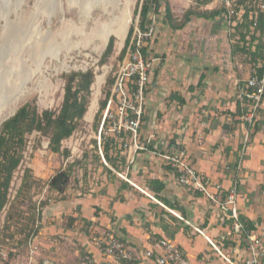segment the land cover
<instances>
[{"label": "crops", "instance_id": "crops-1", "mask_svg": "<svg viewBox=\"0 0 264 264\" xmlns=\"http://www.w3.org/2000/svg\"><path fill=\"white\" fill-rule=\"evenodd\" d=\"M168 1L172 18L176 9L184 7L183 24L172 30L182 33L176 47L184 53L193 49L194 58L171 63L169 72H162L148 93L137 138L144 150L133 154L125 148L124 144L133 143L128 133L105 137L112 146V161L105 159L108 166L100 154L89 156L88 170L77 167L64 197L57 195V200L42 207L41 227L33 241L39 261L78 264L91 256L94 264H156L146 253L154 249L155 238H165L178 245L193 264H222L206 238L179 216L226 251L232 244L244 253L245 242L233 233L232 222L222 224L214 203L181 186L162 159L161 155L179 147L211 185L222 187L223 200L238 184L241 219L264 239V98L252 125L246 122L248 110H238L241 87L264 60L255 57L263 49L264 37L251 27L243 39L215 0H196L199 9L190 16L187 12L196 4L194 0ZM219 11V15L212 14ZM161 29L158 26V32ZM247 134L249 143L243 153ZM118 174L127 175L133 185ZM102 233L123 241L133 260L118 261L98 250L91 237ZM20 261L18 257L11 262Z\"/></svg>", "mask_w": 264, "mask_h": 264}, {"label": "rangeland", "instance_id": "rangeland-1", "mask_svg": "<svg viewBox=\"0 0 264 264\" xmlns=\"http://www.w3.org/2000/svg\"><path fill=\"white\" fill-rule=\"evenodd\" d=\"M50 1L51 3L54 2V0L53 2L52 0H49V2ZM144 2L145 0L136 1L133 7V20L129 31L134 28L137 21L140 22L139 14ZM147 2L150 3L151 9L160 6L159 8L162 11L158 10V12H154L151 10V14L147 21L150 22L154 14L156 15L157 24L155 36L157 37L155 38V42H150L147 48V59L153 62V69L150 72V81L147 86L148 90L143 106L142 122L147 106V95L158 82V78L162 72H169L171 63L178 62V64H180L185 61H192V58H194L193 49L184 53V50L182 48L179 49L175 44L182 33L173 31L175 29L172 27H179L183 24L184 18L182 19V16L184 15V7L181 6L179 9H176L174 18H172V21H169L166 17L165 3L163 0H148ZM197 2L198 1L194 0L196 4L191 5V11H198L199 4H197ZM110 4L107 12H104L103 9L98 6L94 10L92 18L85 20L81 17L82 10L79 8L80 6L78 4L70 6V0H60V8H56V13L53 12L52 9L46 8V0H0V43L3 41L2 36L5 30H8L14 22L19 23L22 28H26L25 30L27 32L33 34L39 32L41 29L48 30L51 32L50 38L52 37L51 39L64 47V49L61 47L62 50L59 61L47 57L42 63L41 71L24 84V88L22 87L23 91L14 95V99L9 102V106L3 108V112L9 114L2 124L12 118L17 111L27 103H31L35 106L40 113L44 111L59 113L64 101L67 76L73 73H82L92 70L96 80V76L103 72L104 67L107 66L110 68L102 89L99 107L93 121L89 122L85 119L86 115L84 116L78 123L74 134L69 139L63 141L61 155L51 151L50 133L48 135H43L34 132L27 136L23 160L14 173L11 183L9 203L4 210L0 212V242L7 247L10 261L16 258L18 259V257H21V260H23L22 262L26 261L25 257L28 254L29 240L36 237L41 227L42 207L51 200L54 201L59 198L49 192L48 183L50 179L64 167L68 169L72 161H74V165L76 166L75 169H72V172H75V174L71 172L72 178L74 179L77 176L78 166L81 167V170L87 171L89 156L95 155V153L99 155L98 137L105 111L104 106L111 96L118 64L123 62L126 57V55L122 57L121 54L130 38L128 31L123 48L117 52L116 47L118 40L115 36H111L109 42L111 38L115 40L112 54L109 56L106 54L109 42L102 53L99 51L96 52L95 48H100L102 45V41L96 37L100 30L99 28H101L102 24H108L111 21L112 13L115 11L112 7V2ZM114 13L115 15L118 14L116 11ZM175 15H178V17L175 18ZM158 26L162 28L161 32H158ZM78 29H80V31ZM168 32H170L169 35ZM69 33L71 35V44H78V46H76L77 49L75 47L71 52L67 53L65 48V45H67L65 37L67 39ZM6 35V37H9L10 33L7 32ZM80 43L83 46H81ZM30 47H32V45ZM5 53H7V49L2 48L0 50V57H3ZM66 57L72 59L71 66L74 69L70 71L63 70L61 73L57 74L56 71L62 68V61ZM26 60L28 66L30 65L31 68L34 69L35 62L31 61L29 56ZM7 64L15 69L21 66L20 60L13 55L8 59ZM33 90H36V92L32 95H28V93ZM89 101L88 110L92 102V90ZM14 106H16V109ZM116 108L117 100L115 99L113 109L116 110ZM112 126V121L108 120L104 132L102 133L104 138H109L110 135L117 136L116 133L109 131ZM27 171L28 174L26 175ZM23 180L28 183V186L22 187ZM30 185H32L31 188ZM23 190L22 197H20L19 192Z\"/></svg>", "mask_w": 264, "mask_h": 264}, {"label": "built area", "instance_id": "built-area-1", "mask_svg": "<svg viewBox=\"0 0 264 264\" xmlns=\"http://www.w3.org/2000/svg\"><path fill=\"white\" fill-rule=\"evenodd\" d=\"M225 9V16L228 24L234 27L242 19L244 14V1L246 0H215ZM254 10L250 14L253 22V29L257 27L261 14H264V0H253ZM156 12V7L152 8ZM157 17L154 14L152 20L147 22L146 29L143 30L139 21L134 28L130 29V38L126 44L127 53L123 62L118 64L115 74L114 86L110 98L106 101L103 120L101 123L98 137L99 154L106 166H108L103 149L102 133L104 132L107 121H112L113 126L110 132L122 137L123 134H130L133 138L132 144H124L129 152L135 154L144 148L138 144L137 138L142 125L143 106L145 102L147 86L150 81V72L153 69V62L144 56L143 50L147 49L150 42L156 35ZM125 47V48H126ZM263 72H254L249 80L241 87L238 100L242 106H248L246 122L252 125L261 108L264 98V60L261 61ZM117 100V108L113 105ZM249 143V134L244 140L243 153ZM162 159L175 172L178 183L193 193L202 194L207 200L219 210V220L222 224L232 222V230L238 240H243L246 247L244 253L239 252L238 248H233L232 244L224 249V245H218L207 237L203 231L194 226L190 221L179 216V219L193 230L203 235L222 264H264V239L263 235L249 231L247 225L242 221L240 207L238 204V184L234 183L228 190L226 199L221 198L223 189L221 186H213L211 182L201 175L190 163L188 154L183 148H173L171 151L161 155ZM133 161L132 159L130 160ZM128 183L133 182L127 175L118 174ZM157 201V200H156ZM158 202V201H157ZM163 208L164 204L158 202ZM226 240L223 238V241ZM34 238L28 243L29 254L27 261L11 262L7 247L0 242V264H56L50 260L39 261L37 259L38 249L34 245ZM154 249L147 251V259H155L156 264H193L184 254L182 249L171 240L165 238L154 239ZM91 243L106 256L115 260H133V254L127 245L111 233L96 234L91 237ZM80 264H94L91 256H86Z\"/></svg>", "mask_w": 264, "mask_h": 264}, {"label": "trees", "instance_id": "trees-1", "mask_svg": "<svg viewBox=\"0 0 264 264\" xmlns=\"http://www.w3.org/2000/svg\"><path fill=\"white\" fill-rule=\"evenodd\" d=\"M145 0L140 11V24L143 30L146 29L148 17L151 14L150 3ZM165 3L166 16L169 20L172 18L171 7L168 0H163ZM244 4V14L242 19L236 25V29H239V33L243 39L250 34V28L253 25L250 20V14L254 10L253 0H246ZM160 7V6H159ZM156 8V12L160 9ZM225 14V9L221 8ZM191 12H187V15H192ZM221 14V11L212 13ZM211 15V14H210ZM259 31L261 38L264 37V14L260 15L259 22L254 32ZM131 34V32H130ZM129 34V35H130ZM256 40L255 35L252 37V41ZM264 39H261V42ZM114 38H111L106 54L109 56L114 49ZM263 46V45H262ZM261 46V47H262ZM260 53L255 57L264 58V46ZM127 53V47L122 52V57ZM144 56H147V49L143 50ZM256 59H254V62ZM256 63V62H255ZM262 68H258V74L262 75ZM95 82V74L92 70L82 73H73L66 78V87L64 101L59 113L53 111H44L40 113L38 109L31 103H27L22 106L17 113L4 122L1 127L0 133V212L4 210L9 203V191L13 180L14 173L19 168L23 160V152L26 147L27 136L34 132L41 133L43 135L51 134L50 137V149L53 153L62 154V143L64 140L69 139L77 129L78 123L84 118L88 111L89 97L91 96L92 86ZM184 101L181 100V104ZM106 105V104H105ZM105 107V106H104ZM248 110V106L241 104L238 105V110ZM102 146L104 157L108 163L112 160L109 156L110 142H105V138L102 135ZM64 154V152H63ZM100 156V155H99ZM75 165L71 164L68 169L60 170L55 176H53L49 183V192L52 195H62L69 189L72 180V169H75ZM74 173V172H72ZM28 171L26 172V175ZM28 186L23 180V185ZM32 185H30V188ZM22 189V188H21ZM23 191L19 192V196L22 197ZM55 199V198H54ZM58 199V198H57ZM55 199V200H57ZM250 231L251 226H247ZM1 241V240H0Z\"/></svg>", "mask_w": 264, "mask_h": 264}, {"label": "bare ground", "instance_id": "bare-ground-1", "mask_svg": "<svg viewBox=\"0 0 264 264\" xmlns=\"http://www.w3.org/2000/svg\"><path fill=\"white\" fill-rule=\"evenodd\" d=\"M136 1L137 0H70V6L78 4L80 6L79 8H81L82 10L81 17L85 20H88L92 18V14L98 6L99 8H102L104 12H107L109 4L112 2V7L116 12H118V14L115 15L114 11L112 13L111 21L108 24H102L101 28H99L100 30L98 29L99 31L96 37H98L102 41V45L100 48L96 47L95 50L96 52L99 51L100 53H102L105 50L110 37L115 36L118 40L116 50L117 52H119L123 48L126 36L132 24L133 7L135 6ZM46 8L52 9V11L56 13V8H60V0H54L53 3H51V1L49 2V0H46ZM25 29L22 28L19 23L13 22L8 30H5V33L2 36L3 41L2 43H0V50L2 48L7 49V53H5L3 57H0V128L2 122L9 114L4 113L3 108L9 106V102L14 99V95L18 94V92L23 91L22 87L24 86V84L35 77L36 74L41 71L42 63L47 57L53 58V60L55 61H59L61 57V50L62 48L64 49L63 45L61 46V44H58L55 40L51 39L52 37L50 38L51 32H49L48 30L41 29L39 32L33 34L27 32ZM78 30L80 31V29ZM7 32L10 33L9 37H6ZM70 33L68 34L67 39L65 37V40L67 42V45H65L67 53L71 52V50L78 46V44H71L72 42H70ZM31 45L32 47H30ZM81 46L83 45L81 44ZM12 55L14 57L16 56V58H18L21 62V66L17 69L7 64L8 59ZM28 56L31 61L35 62L34 69H32L30 65L29 67L27 64L26 58ZM71 64L72 59L66 57L62 61V68L56 71L57 74L61 73V71L63 70H73L74 68L71 66ZM109 69L110 68L107 66L104 67L103 72L100 75L96 76V80L92 86V102L85 118L89 122L93 121L97 113L99 100L101 98L102 89L108 76ZM35 92L36 90L30 91L28 95H32ZM14 108L16 109V106H14Z\"/></svg>", "mask_w": 264, "mask_h": 264}]
</instances>
